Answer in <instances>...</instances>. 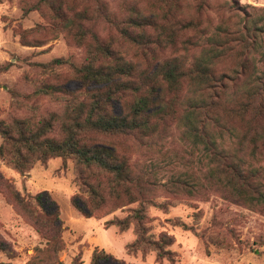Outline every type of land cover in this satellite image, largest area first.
I'll use <instances>...</instances> for the list:
<instances>
[{
	"label": "trees",
	"instance_id": "trees-1",
	"mask_svg": "<svg viewBox=\"0 0 264 264\" xmlns=\"http://www.w3.org/2000/svg\"><path fill=\"white\" fill-rule=\"evenodd\" d=\"M215 1L229 16L209 32L208 24L203 28L182 16L178 0H154L145 12L125 2L111 11L104 0H20L23 15L37 10L46 21L18 32L22 45L40 46L62 35L83 58L29 65L23 73L29 91L15 87L9 111L0 117V161L20 176L37 163L71 161L72 206L95 219L126 210L104 227L123 233L132 227L127 255L154 253L156 263L175 264L174 237L152 233L148 209L167 213L180 193L199 190L175 178L164 186L170 197L157 201L155 178L132 161L135 147L166 136L173 124L201 147L208 188L264 213V71L255 58L264 43V18H253L238 0ZM198 3L200 8L208 0ZM70 82L79 85L70 90ZM0 186L43 242L25 264H62L65 226L58 207L47 210L43 193L22 195L1 172ZM212 244L226 248L217 238ZM0 252L17 257L1 238ZM108 259L115 260L95 249L89 264ZM72 264H82L81 256Z\"/></svg>",
	"mask_w": 264,
	"mask_h": 264
},
{
	"label": "rangeland",
	"instance_id": "rangeland-1",
	"mask_svg": "<svg viewBox=\"0 0 264 264\" xmlns=\"http://www.w3.org/2000/svg\"><path fill=\"white\" fill-rule=\"evenodd\" d=\"M111 11H117L125 2L145 12L154 0H104ZM185 19H196L201 27L209 25V32L219 24L220 18L229 14L218 7L222 2L208 0V4L198 7L199 0H178ZM157 5V4H156ZM238 5L246 9L253 18H264V0H238ZM232 17V16H231ZM45 26L46 21L39 11L22 14L20 0H0V117L10 108L11 91L15 87L28 92L23 73L31 63H45L54 58H70L79 63L83 58L80 48L70 46L62 35L45 41L40 46H24L18 32ZM256 52L258 71H264V43ZM77 82H70L66 88L73 90ZM116 112L119 107L115 104ZM1 143V137H0ZM227 145L229 141H226ZM132 161L139 170L151 174L158 186L155 199L162 201L170 197L164 186H171L172 179L186 180L187 186H197L198 192L180 193L174 205L163 213L156 208L148 209L152 233L161 231L174 237L170 247L175 253V264H264V213L243 205L226 201L208 188L203 179L205 161L202 149L183 138L177 124H173L166 136L152 143L133 149ZM262 164L254 163L255 167ZM0 172L4 181L12 184L22 195L43 193L45 208L58 207L65 226L62 239L65 248L59 253L62 264H72L81 256L82 264H89L92 252L103 250L115 260H105L101 264H169L163 260L156 263L154 253L142 256L139 252L127 255L125 245L134 239L132 227L119 232L115 227H104V222L114 217L123 218L126 210H117L102 219L84 218L71 204L76 192L71 161L64 164L61 159H52L46 164H35L25 176L7 168L0 161ZM0 186V238L17 253L9 260L0 252V264H25L34 254V248L42 246L37 233L13 209L5 198ZM131 207H134L132 205ZM173 223H183L192 230H184ZM175 223V222H174ZM217 238L226 248L212 244Z\"/></svg>",
	"mask_w": 264,
	"mask_h": 264
}]
</instances>
